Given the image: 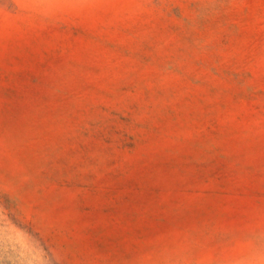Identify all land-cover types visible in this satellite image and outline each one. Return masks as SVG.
I'll list each match as a JSON object with an SVG mask.
<instances>
[{"label":"rangeland","instance_id":"rangeland-1","mask_svg":"<svg viewBox=\"0 0 264 264\" xmlns=\"http://www.w3.org/2000/svg\"><path fill=\"white\" fill-rule=\"evenodd\" d=\"M0 264H264V0H0Z\"/></svg>","mask_w":264,"mask_h":264}]
</instances>
